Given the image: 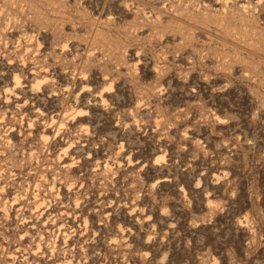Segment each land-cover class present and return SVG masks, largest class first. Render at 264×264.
Returning a JSON list of instances; mask_svg holds the SVG:
<instances>
[{"label": "rangeland", "instance_id": "rangeland-1", "mask_svg": "<svg viewBox=\"0 0 264 264\" xmlns=\"http://www.w3.org/2000/svg\"><path fill=\"white\" fill-rule=\"evenodd\" d=\"M67 260L264 264V0H0V264Z\"/></svg>", "mask_w": 264, "mask_h": 264}, {"label": "bare ground", "instance_id": "bare-ground-1", "mask_svg": "<svg viewBox=\"0 0 264 264\" xmlns=\"http://www.w3.org/2000/svg\"><path fill=\"white\" fill-rule=\"evenodd\" d=\"M66 45V44H65ZM65 45H63V47L65 46ZM47 65H49V64H47ZM47 65L46 64H42L41 65V68H45L44 69V71H48V67H47ZM40 69V68H39ZM14 87L13 88H11V89H7L6 90V101H10V98H11V96L12 95H16V97H18L17 95V93H16V89H18L19 87H21V85L23 84L22 83V81H21V75H15V78H14ZM43 81H45V82H48L49 81V77H44V80ZM40 83L41 82H39L38 83V86L37 87H40ZM49 86V85H48ZM35 88V87H34ZM86 90V88H84V90L83 91H85ZM104 94H105V92L104 91H102L101 93H99V98H101L102 99V101L105 103V102H107L106 101V99H105V97H104ZM103 103V104H104ZM27 104V103H26ZM26 104H24V105H22V107H25L26 106ZM42 112L40 111V114H41ZM84 113H86L85 111H74L73 109L72 110H69L68 112H66V113H64L62 116H60L61 118V120L62 119H64V120H67V119H72L73 121H78L80 118H83L85 115H84ZM44 121H45V126L46 127H50V128H54L55 130H54V135L56 136V135H58V134H60L61 132H62V129L65 127V121H63L62 120V122H60L58 119H56L55 117H52V119H50V120H48V119H43ZM22 121H24V117H22ZM43 121V122H44ZM29 124H28V126H29V128L31 129V128H34L35 126H36V121H34L33 119H29ZM11 128H13V127H11ZM14 131V130H13ZM42 139L43 140H47V139H49V136L47 135V134H43L42 135ZM11 145V144H10ZM71 148H69L68 150H64L63 152H64V154H68V152H69V150H70ZM63 154V153H62ZM32 155V154H31ZM61 156V155H60ZM63 156V155H62ZM164 158H165V156H160L157 160H156V162L155 163H160V161H163L164 160ZM75 166V160H72L71 161V163H70V165H68V168L69 169H71V168H73ZM105 170L106 171H109L110 170V165L107 163L106 165H105ZM73 171V170H72ZM67 185L69 186V189L71 190L72 188H73V184H70L69 182H67ZM56 188V181L54 180L53 182H51V185H50V191L52 192L54 189ZM38 191H40V189H38ZM18 200V198L16 197L15 198V201H17ZM76 202H78V200L76 201ZM50 204V201L47 199V198H45V197H42L41 196V194L38 192V193H36V195H35V197H34V205H35V210H36V212L38 213V215L40 216V217H44V215L46 214V212H45V207L47 206V205H49ZM76 205L78 206L79 204L78 203H76ZM47 211V210H46ZM53 213V212H52ZM50 214L49 216H47V220H52V221H54L55 220V218H57L56 216L53 218V216H51V215H53V214ZM49 214V213H48ZM68 215V214H67ZM50 216L52 217V219L50 218ZM62 217V216H61ZM46 218V217H45ZM60 218V217H59ZM60 231H62V229H61V227H60V229H59ZM64 235H65V237H68L69 235H68V233H64ZM67 242V241H66ZM53 247H52V254H54L55 253V249H56V242H54L53 244ZM37 249H38V251L40 252V250L42 249V246H41V244H38V246H37ZM57 250V249H56ZM38 253V252H37ZM61 264H71V261H64L63 263H61Z\"/></svg>", "mask_w": 264, "mask_h": 264}]
</instances>
